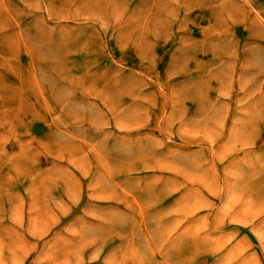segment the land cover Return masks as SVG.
Returning a JSON list of instances; mask_svg holds the SVG:
<instances>
[{"label":"rangeland","instance_id":"obj_1","mask_svg":"<svg viewBox=\"0 0 264 264\" xmlns=\"http://www.w3.org/2000/svg\"><path fill=\"white\" fill-rule=\"evenodd\" d=\"M0 264H264V0H0Z\"/></svg>","mask_w":264,"mask_h":264}]
</instances>
